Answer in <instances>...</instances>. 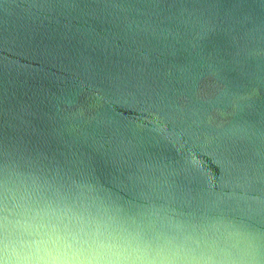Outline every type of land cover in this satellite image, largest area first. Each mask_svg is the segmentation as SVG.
Wrapping results in <instances>:
<instances>
[{"label":"water","instance_id":"1","mask_svg":"<svg viewBox=\"0 0 264 264\" xmlns=\"http://www.w3.org/2000/svg\"><path fill=\"white\" fill-rule=\"evenodd\" d=\"M0 264H264V0H0Z\"/></svg>","mask_w":264,"mask_h":264}]
</instances>
